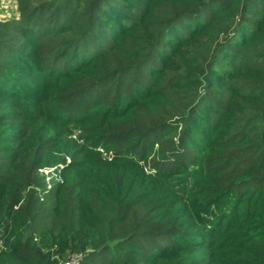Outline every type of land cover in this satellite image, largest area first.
<instances>
[{"label": "trees", "instance_id": "16d2710c", "mask_svg": "<svg viewBox=\"0 0 264 264\" xmlns=\"http://www.w3.org/2000/svg\"><path fill=\"white\" fill-rule=\"evenodd\" d=\"M14 1L0 264H264V0Z\"/></svg>", "mask_w": 264, "mask_h": 264}, {"label": "rangeland", "instance_id": "374dc122", "mask_svg": "<svg viewBox=\"0 0 264 264\" xmlns=\"http://www.w3.org/2000/svg\"><path fill=\"white\" fill-rule=\"evenodd\" d=\"M17 13V6L14 0H0V20L13 17ZM82 133L79 130L75 131V135L70 138L72 142H78Z\"/></svg>", "mask_w": 264, "mask_h": 264}, {"label": "built area", "instance_id": "2783aa9c", "mask_svg": "<svg viewBox=\"0 0 264 264\" xmlns=\"http://www.w3.org/2000/svg\"><path fill=\"white\" fill-rule=\"evenodd\" d=\"M82 257L77 254H70L68 260L64 264H78Z\"/></svg>", "mask_w": 264, "mask_h": 264}]
</instances>
